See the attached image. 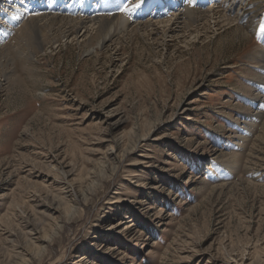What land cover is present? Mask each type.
<instances>
[{
	"label": "rangeland",
	"instance_id": "374dc122",
	"mask_svg": "<svg viewBox=\"0 0 264 264\" xmlns=\"http://www.w3.org/2000/svg\"><path fill=\"white\" fill-rule=\"evenodd\" d=\"M231 2L230 25L169 35L162 8L152 18L166 24L98 54L65 40L32 58L12 43L0 264H264V73L250 60L264 48V0ZM37 232L53 235L44 252L30 245Z\"/></svg>",
	"mask_w": 264,
	"mask_h": 264
},
{
	"label": "bare ground",
	"instance_id": "6f19581e",
	"mask_svg": "<svg viewBox=\"0 0 264 264\" xmlns=\"http://www.w3.org/2000/svg\"><path fill=\"white\" fill-rule=\"evenodd\" d=\"M136 1L114 0L113 12L120 4H124L128 8L126 11L120 9L115 15L109 17L110 14L99 16L104 8V0H97V5H92V0H88L76 10L79 15L71 17L58 14L68 13L69 6L65 5L59 11L57 7H53L52 0H39L36 11L32 10V8L29 9V7L25 6L26 3L21 0L17 2L14 0H0V65H2L3 60L7 56L15 53L13 42H17L18 48H21V43L25 42L26 47L31 49L29 54L32 58L38 53L45 51L50 45L56 46L65 40L66 42L73 40L78 43L92 44L93 46L86 51L87 55H92L98 54L109 43L122 41L128 36L141 32L145 33L149 29L155 31V26L157 25L154 20L159 24H166L159 17L147 19L151 5L159 4L161 0H143V4H141V0ZM231 1L183 0V3L187 2L186 6H182V9H177V12L174 11L173 17L169 21L170 23L165 26L168 34L174 35L178 33L183 24L188 30L199 32L200 27L204 25L215 24L214 26H220L224 22H228L229 25L236 22L240 16L236 15L233 18L228 15L235 9V3ZM172 2L174 3V1ZM70 3L74 4V2ZM146 3H149V5L145 7ZM237 3L240 4L241 2ZM137 5H140V7H137ZM203 5H208V7L203 8ZM84 9L90 11L89 17L82 16ZM4 20L6 21L4 22ZM244 31L246 32L245 29ZM8 37H11L10 42L4 44V40ZM250 60L256 64V68L263 74L264 48L257 50ZM258 79L259 81L256 82L264 84V76L259 75ZM255 101L261 109H264V94ZM261 116V112L249 116L245 131L252 133L257 128ZM136 146L134 145V148ZM127 152L128 150H126ZM110 161L116 163L115 158H111ZM113 170H116V165L113 166ZM28 237L33 241L30 242V245L35 244L36 249L40 252H44L49 242L53 240V235L52 237L44 238L39 236L38 232L35 234L31 233Z\"/></svg>",
	"mask_w": 264,
	"mask_h": 264
},
{
	"label": "snow or ice",
	"instance_id": "6c2138e0",
	"mask_svg": "<svg viewBox=\"0 0 264 264\" xmlns=\"http://www.w3.org/2000/svg\"><path fill=\"white\" fill-rule=\"evenodd\" d=\"M141 4H143V0H141ZM137 7H140V5H137ZM121 10L126 11L127 9L122 7ZM260 32L264 34V24L260 26Z\"/></svg>",
	"mask_w": 264,
	"mask_h": 264
}]
</instances>
